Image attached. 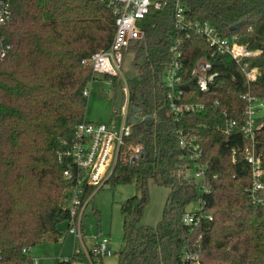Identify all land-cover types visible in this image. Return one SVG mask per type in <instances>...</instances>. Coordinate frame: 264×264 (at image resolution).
<instances>
[{
	"label": "trees",
	"instance_id": "obj_1",
	"mask_svg": "<svg viewBox=\"0 0 264 264\" xmlns=\"http://www.w3.org/2000/svg\"><path fill=\"white\" fill-rule=\"evenodd\" d=\"M263 1L186 0L190 18L210 23L222 35L235 34L239 43L259 51L247 60L249 68L260 71L249 85L229 56L212 55L197 35L185 39L178 34L170 9L143 20L144 36L127 50L135 70L128 80L129 103L138 110L136 117L152 120L131 124L126 146L140 144L143 152L132 163L118 160L106 183L112 188L132 184L138 193L120 203L123 238L117 264H264V209L249 199L248 167L240 155L247 142L238 130L228 136L218 130L224 114L240 122L243 93L264 98ZM11 9L2 31L11 50L0 65V264H35L31 249L58 241V226H68V185L58 155L72 141L75 127L86 121L82 92L94 74L81 62L109 46L114 19L101 0H11ZM178 40L181 103L204 108L175 119L162 79ZM201 61L217 74L205 94L192 75ZM179 130L198 137L207 165L205 182L190 179ZM256 150L264 165V127L257 133ZM150 178L168 195L160 221L144 226ZM195 201L200 209L187 212ZM185 214L194 223H183Z\"/></svg>",
	"mask_w": 264,
	"mask_h": 264
},
{
	"label": "built area",
	"instance_id": "obj_2",
	"mask_svg": "<svg viewBox=\"0 0 264 264\" xmlns=\"http://www.w3.org/2000/svg\"><path fill=\"white\" fill-rule=\"evenodd\" d=\"M109 9L114 19V35L109 46L92 54L81 62L91 69L92 73L105 76L106 83L115 90L121 88L122 99L119 112H113L117 118L107 123H90L82 121L74 130L70 144L58 155V161L64 165L62 177L67 183L68 192V230L71 235L81 241V221L84 208L94 195L103 188L110 179L118 162L132 163L143 152L142 145L126 146V140L132 134L129 122L130 103L128 80L121 73L124 53L129 46L144 36L143 20L153 11L159 12L170 9L174 19V28L178 34L189 39L191 35L201 37L212 50V55L229 56L239 67L242 76L249 85L257 81L260 71L256 67L249 68L247 60L257 56L259 51H251L246 44L239 43L237 35L225 36L206 21L192 19L187 13L186 0H101ZM12 17L11 0H0V65L4 63L11 50L2 34L3 28ZM180 40L171 48L167 64L163 71V86L169 110L177 119L186 113L200 111L204 108L199 104L181 103L183 92L180 89L182 77V53ZM211 64L201 61L192 70L198 90L205 94L213 83L216 73H210ZM114 80L119 86L113 85ZM87 98V87L82 92ZM240 99L244 103L240 122L230 119L224 114V121L218 130L228 136L234 132L241 133L247 144L240 148V155L249 172L247 188L250 201L264 209V165L261 154L256 150L257 133L264 127V98H259L249 92L243 93ZM217 105V104H216ZM178 145L188 153L193 179L205 182L207 165L202 163L203 151L195 134L176 131ZM235 149L231 151L233 161ZM190 176V177H191ZM204 193L208 188L201 185ZM199 204V202H198ZM200 209V204H199ZM183 223H194L190 214L183 216ZM109 238L100 237L93 248L85 245L77 246L80 259L73 253L67 260H57L55 264H95L103 258L111 256ZM76 255V256H75ZM117 256V254H116Z\"/></svg>",
	"mask_w": 264,
	"mask_h": 264
},
{
	"label": "rangeland",
	"instance_id": "obj_3",
	"mask_svg": "<svg viewBox=\"0 0 264 264\" xmlns=\"http://www.w3.org/2000/svg\"><path fill=\"white\" fill-rule=\"evenodd\" d=\"M121 73L130 80L135 75L132 66V56L124 53ZM87 89L89 95L86 98L84 118L90 123H107L113 118H119L113 114L114 98L109 96L112 87L106 83L105 76L95 74ZM113 90L116 91V88ZM191 172V171H190ZM192 173V172H191ZM148 202L144 207L141 225L155 226L161 219L164 204L168 195V189L157 185L152 178L147 183ZM138 196L134 185H119L114 188L110 185L94 192L93 197L84 208L81 221V241L69 233L68 226L62 223L58 226L62 237L58 241L46 240L35 245L30 255L35 264H55L57 260H67L74 251V246L85 245L88 249L93 248L97 240L108 237L111 256L105 257L95 264H117L116 254L122 246L123 219L120 212V203ZM187 212L199 210L198 202L190 203Z\"/></svg>",
	"mask_w": 264,
	"mask_h": 264
},
{
	"label": "water",
	"instance_id": "obj_4",
	"mask_svg": "<svg viewBox=\"0 0 264 264\" xmlns=\"http://www.w3.org/2000/svg\"><path fill=\"white\" fill-rule=\"evenodd\" d=\"M264 4V1L262 2ZM240 27V24L236 25L233 27V30H237ZM109 96L112 97L113 93L110 91L109 92ZM121 99H122V92H121V88H118L114 94V102H113V112H119L120 110V105H121ZM138 113V110L135 109L134 107L130 108V115H129V122L131 124H136L139 123L141 121H151L152 118H140V117H136L135 114ZM190 179H193V177L191 176Z\"/></svg>",
	"mask_w": 264,
	"mask_h": 264
}]
</instances>
